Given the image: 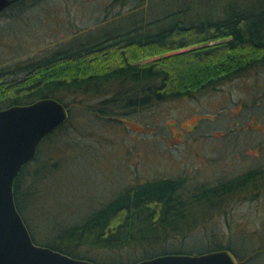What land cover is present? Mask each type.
I'll list each match as a JSON object with an SVG mask.
<instances>
[{
  "label": "trees",
  "instance_id": "obj_1",
  "mask_svg": "<svg viewBox=\"0 0 264 264\" xmlns=\"http://www.w3.org/2000/svg\"><path fill=\"white\" fill-rule=\"evenodd\" d=\"M161 1L166 12L154 21L144 19L44 59L0 65V110L50 98L70 113L15 181L17 209L37 245L94 264L202 255L163 250L167 242L228 216L234 200L247 195L253 200L264 190V167H256L189 189L183 178L134 182L107 203L93 193L54 195L62 182L71 186L70 162H78L85 139L96 137L88 134L96 121L123 122L159 104L193 99L237 80L250 82L264 69V0ZM71 200L84 203L87 214L74 219ZM29 209L55 218L45 225V238L32 231ZM211 243L207 253L229 250L243 264L232 246Z\"/></svg>",
  "mask_w": 264,
  "mask_h": 264
},
{
  "label": "rangeland",
  "instance_id": "obj_2",
  "mask_svg": "<svg viewBox=\"0 0 264 264\" xmlns=\"http://www.w3.org/2000/svg\"><path fill=\"white\" fill-rule=\"evenodd\" d=\"M114 1L40 0L15 22L0 17V65L44 59L58 49L108 37L166 12L161 0ZM93 124L88 134L96 137L85 139L78 162H70L71 186L62 182L54 195L70 199L73 192L77 198L93 193L98 202L107 203L134 182L163 177L183 178L188 189L217 185L231 174L264 166V69L250 82L237 80L193 99L159 104L123 122ZM246 197L230 204L228 216L167 242L163 251L207 253L208 245L219 240L232 246L243 264H264V190L256 199ZM78 201L71 200L74 219L88 211ZM28 214L35 217L32 231L45 238V225L55 218L39 216L33 209Z\"/></svg>",
  "mask_w": 264,
  "mask_h": 264
},
{
  "label": "water",
  "instance_id": "obj_3",
  "mask_svg": "<svg viewBox=\"0 0 264 264\" xmlns=\"http://www.w3.org/2000/svg\"><path fill=\"white\" fill-rule=\"evenodd\" d=\"M7 0H0V10ZM70 117L55 99L0 110V264H94L34 243L14 197L16 178L41 143ZM135 264H240L229 250L202 255H164Z\"/></svg>",
  "mask_w": 264,
  "mask_h": 264
},
{
  "label": "flooded vegetation",
  "instance_id": "obj_4",
  "mask_svg": "<svg viewBox=\"0 0 264 264\" xmlns=\"http://www.w3.org/2000/svg\"><path fill=\"white\" fill-rule=\"evenodd\" d=\"M39 2L40 0H7L6 6L2 10H0V17L13 19L14 21L12 22H15V19H19L20 17H22V15L25 13L24 11L26 8L28 9L29 7H33L39 4ZM114 2L117 3L118 1L115 0ZM191 126L192 125L190 124L185 125V127H191ZM259 167H264V166L262 165Z\"/></svg>",
  "mask_w": 264,
  "mask_h": 264
}]
</instances>
